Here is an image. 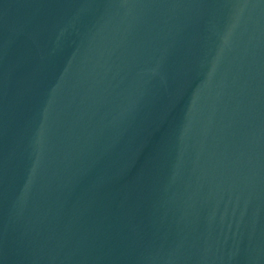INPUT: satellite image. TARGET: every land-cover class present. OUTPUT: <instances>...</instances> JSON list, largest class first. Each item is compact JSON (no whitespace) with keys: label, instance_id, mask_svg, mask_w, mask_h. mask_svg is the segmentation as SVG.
<instances>
[{"label":"water","instance_id":"1","mask_svg":"<svg viewBox=\"0 0 264 264\" xmlns=\"http://www.w3.org/2000/svg\"><path fill=\"white\" fill-rule=\"evenodd\" d=\"M0 264H264V0H0Z\"/></svg>","mask_w":264,"mask_h":264}]
</instances>
